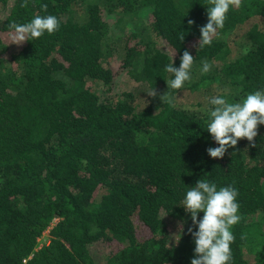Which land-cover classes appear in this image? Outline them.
Instances as JSON below:
<instances>
[{
    "label": "trees",
    "instance_id": "obj_1",
    "mask_svg": "<svg viewBox=\"0 0 264 264\" xmlns=\"http://www.w3.org/2000/svg\"><path fill=\"white\" fill-rule=\"evenodd\" d=\"M207 6L0 0V264H189L190 234L169 239L191 226L181 202L198 179L237 190L230 264H264V125L251 143L241 138L209 158L217 145L204 112L179 106L166 85L164 66L172 57L178 67L186 50L195 66L219 64L189 91L243 97L264 89V1L241 0L199 47ZM35 15H54L58 30L19 43L9 25ZM132 18L146 20L145 35L124 32ZM240 26L246 49L227 60L220 36ZM107 49L120 56L115 70ZM123 77L133 86L115 91Z\"/></svg>",
    "mask_w": 264,
    "mask_h": 264
},
{
    "label": "clouds",
    "instance_id": "obj_2",
    "mask_svg": "<svg viewBox=\"0 0 264 264\" xmlns=\"http://www.w3.org/2000/svg\"><path fill=\"white\" fill-rule=\"evenodd\" d=\"M240 4L241 0H208L205 7L207 22L199 28L197 46L209 45L223 27L229 9L239 8ZM187 23L190 26L192 21ZM9 28L14 39L20 43L39 38L45 33L52 34L58 30L59 21L54 15H35L30 21L12 23ZM193 59L185 50L180 55L178 67H173L171 57V62L163 69L170 74L167 88L179 90L190 81ZM209 67V63L201 61V74L206 73ZM148 95H154L153 89ZM205 100L206 106L201 111L206 116V131L217 145L206 149L209 158H222L241 138L251 143L257 135V126L264 125V89L246 93L233 102H229L225 94L205 97ZM186 188L181 204L189 215L191 226L185 233L181 225L174 235L175 242L180 240L182 233L190 234L194 248L189 264H230V245L234 240L231 228L240 220L237 190L231 185L217 187L214 181L208 179H198L194 186ZM198 213H202L199 219Z\"/></svg>",
    "mask_w": 264,
    "mask_h": 264
},
{
    "label": "rangeland",
    "instance_id": "obj_3",
    "mask_svg": "<svg viewBox=\"0 0 264 264\" xmlns=\"http://www.w3.org/2000/svg\"><path fill=\"white\" fill-rule=\"evenodd\" d=\"M143 18L146 19L145 16H143ZM143 18H132L129 21V24L126 26L124 32H128L135 28L136 30L140 31L143 35H145L146 33L145 31L142 30V28L144 25H146L145 23L146 20L143 21ZM246 31H247V26H242V27L240 26L233 31L225 32L223 35L220 36V40L226 43L229 49L227 60L234 59L245 51L246 49L245 32ZM105 39H106L105 43L108 49L110 46L112 47L114 46V44H112L111 36H107ZM113 41H114V38H113ZM6 43H8V39L6 40ZM108 49L106 52V56H107L106 61L109 62L111 60L112 68L115 70L117 66L113 63V59L114 58L117 60H121V59L118 58L120 57L118 54ZM200 67L201 66L193 65L192 70H191L190 81L186 82L185 86L177 90L176 94L173 96L174 102L179 104V106H182L183 108L188 109L189 111L194 112V113L202 112L201 109H203L206 106L205 97H209L212 94V91H211L209 93H206L205 97H201L199 95L200 93L191 92L188 90L189 89L188 87H190L192 83L197 81L198 77L201 75ZM218 69H219V64L212 63V65H210L209 70L206 73L213 74ZM115 84H116L115 91H119L122 88L129 89L131 86H133L132 82L128 81L124 77L121 79H118ZM238 94L239 92L236 89H233V92L227 95L229 102H233V101L240 99L241 96H239ZM157 95H158L157 99H160L159 96L161 98H164L161 93H158ZM144 103H145V99L140 98L139 107L140 108L143 107ZM175 234H176L175 232H171L170 239H169L171 244H175V240H176L175 239L176 237H174Z\"/></svg>",
    "mask_w": 264,
    "mask_h": 264
},
{
    "label": "built area",
    "instance_id": "obj_4",
    "mask_svg": "<svg viewBox=\"0 0 264 264\" xmlns=\"http://www.w3.org/2000/svg\"><path fill=\"white\" fill-rule=\"evenodd\" d=\"M46 244H48V242Z\"/></svg>",
    "mask_w": 264,
    "mask_h": 264
}]
</instances>
